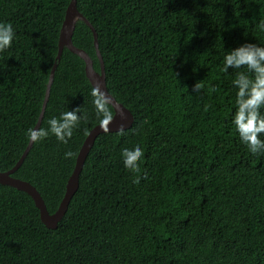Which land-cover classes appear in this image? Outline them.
I'll use <instances>...</instances> for the list:
<instances>
[{
  "label": "trees",
  "instance_id": "1",
  "mask_svg": "<svg viewBox=\"0 0 264 264\" xmlns=\"http://www.w3.org/2000/svg\"><path fill=\"white\" fill-rule=\"evenodd\" d=\"M70 1L0 0V20L17 37L0 52V172L29 144L25 129L38 121ZM78 9L98 32L109 91L135 120L98 135L56 228L30 194L0 183V264H264V153L238 140L235 70L222 65L225 49L264 43L255 23L264 0H78ZM73 42L100 70L83 20ZM92 87L85 60L65 47L41 126L78 105L86 119L66 144L51 134L33 143L13 173L38 189L50 213L99 124ZM134 142L144 149L139 173L120 155Z\"/></svg>",
  "mask_w": 264,
  "mask_h": 264
},
{
  "label": "clouds",
  "instance_id": "2",
  "mask_svg": "<svg viewBox=\"0 0 264 264\" xmlns=\"http://www.w3.org/2000/svg\"><path fill=\"white\" fill-rule=\"evenodd\" d=\"M264 31V16L255 22ZM16 30L11 21L0 20V52L9 49L16 39ZM223 70L233 69L232 85L235 88L231 125L247 150L252 154L264 153V43L246 41L236 47L225 49L222 54ZM200 85L196 82L194 89ZM95 115L103 130H108V122L112 119L108 107L112 102L100 86L94 85L90 90ZM86 119V112L81 105L62 110L58 115H51L45 126H29L25 129V137L29 142L36 143L50 134L57 141L67 143L73 136L74 129ZM119 131H124L123 123ZM74 155L72 150L63 153L69 159ZM123 165L133 173L140 172V163L144 156V149L139 142L123 145L120 148ZM139 176L134 182L139 181Z\"/></svg>",
  "mask_w": 264,
  "mask_h": 264
},
{
  "label": "water",
  "instance_id": "3",
  "mask_svg": "<svg viewBox=\"0 0 264 264\" xmlns=\"http://www.w3.org/2000/svg\"><path fill=\"white\" fill-rule=\"evenodd\" d=\"M79 19L86 22L93 31L94 43L98 58L100 60V70L95 69L94 60L89 55V53H87L84 49L77 47L73 42V34L75 31L76 22ZM58 47H59L58 54L49 76L45 98L42 104L38 121L35 126L37 128L41 126L46 111V107L48 104L50 90L54 80L58 62L61 59L65 47L79 54L85 60L86 74L88 78L90 79L93 86L98 84L100 88L111 98L112 102L110 103L114 107V114L112 116V119L108 122L107 131L103 130V128L98 124L94 128H92V130L87 135L77 156L75 168L68 179L65 195L58 209L54 213L49 212L45 200L43 199L38 189L31 182L13 176V173L17 171V169L22 165L24 159L28 155L31 147L33 146L32 142H29L22 156L19 158L17 163L11 169L4 172H0L1 184L10 185L19 190L26 191L28 194L32 196L37 207L40 209L42 221L49 228H56L58 226L59 221L65 215L72 197L79 188L80 175L84 167L85 160L98 135L103 132L119 131L118 130L119 126L122 123L124 125V130H126L133 125L135 120L131 110L127 108L122 102H119L108 89L105 62L99 47L98 32L94 27V25L91 23V21L78 9V0H71L69 3V6L66 11L65 19L60 31Z\"/></svg>",
  "mask_w": 264,
  "mask_h": 264
}]
</instances>
